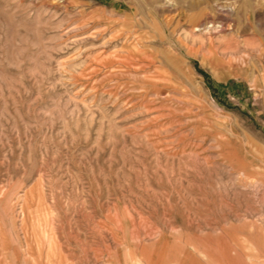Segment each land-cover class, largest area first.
I'll list each match as a JSON object with an SVG mask.
<instances>
[{"label":"rangeland","instance_id":"obj_1","mask_svg":"<svg viewBox=\"0 0 264 264\" xmlns=\"http://www.w3.org/2000/svg\"><path fill=\"white\" fill-rule=\"evenodd\" d=\"M0 264H264V0H0Z\"/></svg>","mask_w":264,"mask_h":264}]
</instances>
